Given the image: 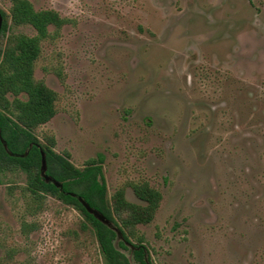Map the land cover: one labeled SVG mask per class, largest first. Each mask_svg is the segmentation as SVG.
<instances>
[{
	"label": "rangeland",
	"instance_id": "374dc122",
	"mask_svg": "<svg viewBox=\"0 0 264 264\" xmlns=\"http://www.w3.org/2000/svg\"><path fill=\"white\" fill-rule=\"evenodd\" d=\"M29 1L68 21L34 65L57 94L39 141L102 157L107 197L161 192L137 226L151 264H264V0ZM0 181V264H102L80 212L46 197L30 215L25 176Z\"/></svg>",
	"mask_w": 264,
	"mask_h": 264
},
{
	"label": "trees",
	"instance_id": "16d2710c",
	"mask_svg": "<svg viewBox=\"0 0 264 264\" xmlns=\"http://www.w3.org/2000/svg\"><path fill=\"white\" fill-rule=\"evenodd\" d=\"M9 2V13L0 11V177L25 176L24 190L31 201L27 205L32 211L30 215L41 210L46 197L80 212L84 218L81 229L92 231L102 264H131L126 255L129 251L136 264H151L137 226L153 221L162 201L161 192L146 182H139L129 183L128 187L142 204L129 202L124 187L107 197L101 174L102 157L89 159L82 168H77L69 161V153L59 154L53 150L52 135H45L44 142L34 135L36 128L56 115L57 101L56 92L34 78V65L41 53V43L57 37L68 21L51 9L35 10L29 0ZM9 21L15 27L29 26L35 35L7 34ZM42 153L46 174L61 183L62 189L46 183L40 176ZM79 197L109 220L121 239L116 231L89 214Z\"/></svg>",
	"mask_w": 264,
	"mask_h": 264
},
{
	"label": "water",
	"instance_id": "95a60500",
	"mask_svg": "<svg viewBox=\"0 0 264 264\" xmlns=\"http://www.w3.org/2000/svg\"><path fill=\"white\" fill-rule=\"evenodd\" d=\"M1 26H2V17L0 14V30H1ZM3 145L6 149V144L3 143ZM25 155H26V153L23 156H25ZM40 176L44 179V181L46 183H52L57 188L62 189L61 183L55 181L53 178H51L50 176H48L46 174V161H45V156L43 153H42V157H41ZM78 200L80 201V203L83 205V207L85 208V210L89 214L93 215L94 218H96L98 221H100L101 223H103L104 225L109 227L110 229L116 231L118 239H121L120 233L113 227L112 223L109 220H107L105 217H103V215H101L98 211L89 207V205L82 198L79 197Z\"/></svg>",
	"mask_w": 264,
	"mask_h": 264
}]
</instances>
